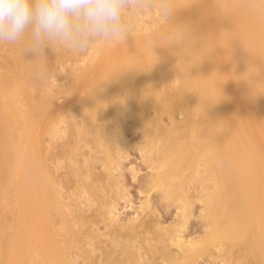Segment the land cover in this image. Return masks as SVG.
<instances>
[{
	"label": "bare ground",
	"instance_id": "bare-ground-1",
	"mask_svg": "<svg viewBox=\"0 0 264 264\" xmlns=\"http://www.w3.org/2000/svg\"><path fill=\"white\" fill-rule=\"evenodd\" d=\"M157 1V18L149 14L154 18L143 20V13L126 17L128 34L141 32L161 20L163 23L142 41L137 35L138 40L125 44L126 49L121 45L127 52L125 56V52L118 55L120 48L103 54L105 41L94 42L84 53L66 51L56 43L51 45L60 61L74 55V62H79L77 58L81 56L92 69L91 78L83 75L88 70L83 61L84 66L71 70L78 74L71 89L89 90V101L84 106L92 111L90 124L78 131L73 156L67 159L73 169L70 186L64 187L62 181L50 176L44 164V138L58 133L60 112H49L52 102L46 87L42 88L38 102L29 101L28 97L30 80L41 86L34 71L38 63L48 64L46 49L45 57L35 61L25 51L27 36L17 44L0 42V55L7 57L9 63L0 70V85L11 97L4 104L11 109L9 117L0 115V133L5 132L10 152L19 153L13 166L14 178L9 181L18 191V220L21 223L24 216L27 221L13 237L14 245L22 243L19 255L14 246L1 248L0 243V264H154L156 251L163 253L166 264H196L204 254L213 257V246L218 247L223 264H264V66L259 64L264 59V1L223 0L222 11V0H212L216 9L212 11L201 7L204 0H174L176 10L168 21L162 12V0ZM247 1L251 14L232 16L238 3ZM232 22L237 23L232 31L239 38L238 54L231 50L218 55L213 44L199 43V35L205 38L215 27L221 36ZM176 25L190 27V42L182 46L172 43ZM193 34L198 35L197 40ZM163 38H167V43L158 41ZM139 40L145 42L140 44ZM236 57L244 73L256 78L259 96L253 94L244 76L240 77L234 68ZM7 71L11 72L10 77L6 76ZM128 80L132 87L123 94L132 98L120 101L123 106L118 112L132 117L133 124H125L122 118L109 114L113 91ZM98 106L106 111L103 120L97 116ZM150 109L154 117L148 115ZM164 113L173 120L170 127L161 124ZM177 113L183 116L179 120L175 119ZM131 125L143 130L144 140L139 144L155 169L150 180L152 188L160 190L168 201L177 202L182 212H188L192 199L186 193L187 186L201 187L209 228L202 237L183 241L181 226L167 228L137 218L126 223L118 219L110 204L117 191H112L108 179L115 170L116 156L125 145L120 137L122 128ZM83 146L90 148L88 153L93 160L100 154L97 159L105 168L104 174L95 172L92 166H79ZM155 154L159 156L157 160ZM7 159L0 150V191L5 183ZM98 182L102 184L100 188L96 186ZM89 203H97V207L86 216L82 206ZM99 222L105 225L102 234L92 230ZM54 227L64 232L62 240H57L53 232L48 233ZM101 236L110 239L105 241ZM91 243L96 244L93 250L89 249ZM173 246L175 249H171ZM95 250L100 254L95 255ZM72 254L82 261L75 262Z\"/></svg>",
	"mask_w": 264,
	"mask_h": 264
},
{
	"label": "rangeland",
	"instance_id": "rangeland-1",
	"mask_svg": "<svg viewBox=\"0 0 264 264\" xmlns=\"http://www.w3.org/2000/svg\"><path fill=\"white\" fill-rule=\"evenodd\" d=\"M258 1L263 2L264 0H258ZM151 3H152L151 9H143V10L142 9H140V10L134 9L131 11H125V13H124V19H126L125 21H127L126 17L128 15H130V14L136 15L137 13L138 14L143 13L141 15V16H143L142 17L143 20H144V18H145V20L150 19L152 16L151 17L147 16L149 14L150 15L154 14L153 16L156 17L158 9H160V7H159L160 3H158L157 0H151ZM213 3H214V1H212V0H204L201 2V7L206 9V10H209V8H212V11H215L216 10L215 7H212ZM219 7L222 11L225 10L223 0L219 3ZM249 9H251V6H250V3L248 1L244 2V3H238V8L232 12V16L233 15L238 16L241 14L250 15L251 12ZM138 11H140V12H138ZM144 15L146 17H144ZM141 16H139L138 18H140ZM216 16H218V15H216ZM133 17H136V16H133ZM154 17H152V18H154ZM130 18L131 17H129V19ZM162 23L163 22L161 20V21H158V23L156 25H154L148 29L142 30L141 32H131L127 35L126 39H116V40H112L109 42H105V44L103 45L105 47H103V49H105V50L107 49V50L105 51L102 49L104 51L103 54L106 55L109 52V50L112 48H113V50L115 48V51L117 50V48L122 49L121 45H123V47L126 49L125 46L127 45V43L130 42V40L140 39L142 41L143 39L147 38V36L150 33H155L154 31H157V28L160 27L162 25ZM236 24L237 23L232 22L231 26H229L228 29L223 30V32H225V34H222L221 35L222 37L216 33L217 29H215V27L211 28L213 30V32H212V30L208 31L205 38H204V36L199 35V43L202 41V42H208V43L213 44L214 46H216V47H214V50H215V48H217L216 51H217L218 55L219 54L223 55V53H225V51H226V53L227 52L229 53V51H231V50H233L235 52V54H238V52L240 50V47L238 46L239 38H238L237 34L234 31H232L233 29L236 30V26H235ZM229 30H231V34L228 33ZM261 30L264 33V25L261 26ZM137 35L140 38L138 37V39H136ZM141 35H143V37ZM151 35L153 36V34H151ZM193 37H194V39L197 40L198 35L193 34ZM141 41L139 42L140 44H143V42H145V41H143V42H141ZM158 41H160L161 43H167L168 40H167V38H163V39H160ZM95 43H92L90 46L94 45ZM119 45H120V47H119ZM124 48L122 50L118 49L119 52L117 51L118 55L120 53V57L125 52ZM126 53L127 52H125L123 56H125ZM46 54H47V58H48L47 67L50 70V75L47 77L46 80L41 81L43 84L40 82L41 86H37V85L33 84L32 83L33 81L31 82V80H30V82H29L30 84H29V88H28V97H29V101L33 100V102L34 101L38 102V99H40V96L42 93V88L46 87L45 89L48 90L47 92L49 93V96H50V99L52 102L51 106L48 109L49 112H52V110L60 112L59 121L57 118L58 133L55 135V137L53 136V138L49 135H45V138H44L45 141L43 142V145L44 144L46 145V146L45 145L44 146L47 150L46 155H45V161H44L45 163L44 164H45V167L48 170L50 176H52L54 179H56V181H60V182L62 181L61 184L65 187V186H68L70 183L72 184V179H73V177L71 175L73 169H72L71 165H69V164H72V162H71V160L68 161L67 159H69L73 156L71 151L76 144L77 136H78L79 132H81L82 128L87 127L90 124L89 119H90V113L92 111V110L87 109L84 106L86 101L88 100V97L90 96L89 90H87V89L85 90V88H79V89H77L78 91L71 89V85H72L73 80H75L78 77V74L74 71H71V70L73 67H76V66L82 67V66H84V63H85V65L87 64L86 67L88 68V70L83 72V75H86L85 77L91 78L90 76H92L91 75L92 69L90 67V65H91L90 62L88 63V62L83 61L82 60L83 58L81 56L77 58V59H79V62L78 61L74 62V60L76 59L75 58L76 56H74V55H70L68 57V59H64V60L60 61L61 59H59L58 53L55 49H53V46H52V48H51V46L46 48ZM103 54L98 55V57L99 56L102 57ZM115 54H117V53H115ZM123 56H122V58H123ZM82 61L84 63H82ZM77 63L79 65H76ZM8 64L9 63L7 62V57L4 59L0 55V70H2V68L7 67ZM259 64L264 66V59L262 61H260ZM235 67H236L237 71L240 72L239 76L240 77L244 76V79L248 83V86L252 90L253 94L259 96L258 90L255 86L256 78H252V76L249 75L248 73H244L243 68L240 66V61H239L238 57H236V65H234V68ZM230 68L232 69L231 65H230ZM140 73L142 74V72H140ZM140 73H139V76H141ZM6 76L10 77L11 72L7 71ZM137 80H138V76H137ZM234 81H235V83L237 81L235 76H234ZM130 86L132 87V82L130 80H128L127 82H125L122 85V88H120L117 91L114 90L113 91L114 97L113 98L111 97L112 99L110 98L111 99L110 100V108L112 110L109 112V114H114V117H116V118L117 117L120 119L122 118L121 120H123L125 124L126 123L129 124V122H131V124H133V119L130 116H125L126 114H124V113L120 114V112H118V110H119L118 108H121L123 106V104H120V101H126V100L128 101L129 98H132V95L123 94V92L127 93L128 89H131ZM68 89H69V91H68ZM93 90L96 91L95 88ZM92 91H91V93H93ZM114 92L115 93L117 92V93L115 94ZM17 94L19 96H21L19 91L17 92ZM120 95H121V97H120ZM125 98H126V100H123ZM10 99H11V97L9 96L7 91L3 90L1 85H0V115H2L4 118H8L9 114L11 112L10 107H8V106L6 107L4 105L5 102L7 100H10ZM36 102H34V103H36ZM82 106H84V107H82ZM112 106L114 107V109L112 108ZM84 108H86V109H84ZM115 108H116V110H115ZM19 109L23 110L24 107L19 106ZM97 109H98L97 116H99V120H101V119L103 120V118H105L106 111L104 109H102V107H99ZM148 115L150 117H154L155 114H154L153 109H150L148 111ZM111 117L113 118V115H110L109 118H111ZM182 117L183 116L181 114L177 113L175 119L179 120ZM160 119L162 122L161 123L162 126L164 125V127H170L172 125L171 123L173 122V120H172V118H170V116L168 114H166V113L161 114ZM19 121H20V123H23V120L21 118L19 119ZM86 121H88V122H86ZM136 128L137 127L134 128L131 125V127L122 128V131H121L120 137H121L122 141L124 140L123 142L125 145L122 146V148L120 149L119 155L116 156V163H115V167H114L115 170L112 172L111 176L108 179L109 180L108 183L109 184L111 183L110 187H111L112 191L116 188L115 192L117 191V195H118L117 196L114 194V196L110 199L111 207H114L113 211L117 214L118 219H120V221H122L124 223L128 222L131 219L137 218L141 222L145 221L147 223L154 224V225L158 224V225H160V227L171 228L174 225H175L174 227L181 226L180 235L182 236L183 241L192 240V239L194 240V239H198V238L202 237L205 234V232L208 231L209 228H207L208 223L206 221L207 217L205 216L206 215L205 214V207L206 206L204 205L205 203L203 201H201L202 200L201 199V194H202L201 187L199 186V189H198L197 184L196 185L191 184V185H189L190 187L187 186L188 188H187L186 193L188 194V196H190L189 197L190 200L192 199L190 202V208H189L188 212L186 211L187 213L182 212L180 210V208H179L180 206H178L179 204L177 202L171 201V200L168 201L165 198V196H163V193L160 190L152 188L151 187V181H152V177H153V173H154L155 169L152 167L153 165H151V163L148 161L147 157L144 155V153L141 151V148H140V144L144 140L143 139V136H144L143 130L139 129V128L136 129ZM76 131H77V133H76ZM13 134H15V132H12V135ZM75 138H76V140H75ZM2 149H3V155L8 158L7 159L8 163L5 167V183L3 185V190L0 191V243H1V248L2 247L8 248L10 246H14L15 247L14 252L19 255V253L22 249V246H21L22 243H21V241H19V242H17L16 245H14L13 244V237L15 236L17 229L19 227H23V226L25 227L27 225V221H26L25 217L23 216V219L21 220V223H20L18 220V217H17L18 191L15 190V188L13 187V183L11 181H9V178L10 177L14 178L15 170H14L13 166L17 162L16 158L19 155V153L17 155H15V153L13 151L10 152V146H9V143L6 142L5 132L3 134L0 133V150H2ZM68 151H70V152L68 153ZM81 152H82V155H80L78 158L80 167L82 166V168H86L87 166H92L94 171L97 173L100 172L101 174H104L106 172L104 166H102L103 165L102 162L97 159V156H99L100 154H97L96 159L93 160V158H91V155H89V153L91 152L89 147L83 146ZM56 154H58V155L56 156ZM85 156H86V158H85ZM156 156L157 155L155 154V158L157 160L159 156L158 157H156ZM59 160L61 162H62V160L63 161L65 160V161H64V163L61 164V162ZM82 161H83V163H82ZM150 166L152 167V169ZM103 171H104V173H102ZM100 184L101 183L98 182V183H96V186L100 188L102 185V184L101 185ZM66 188H68V187H66ZM197 194H199V195H197ZM193 196H194V198H192ZM82 207L87 211L86 212L84 210L85 214L87 213L86 216L87 215L90 216V214L94 211V209H96L97 203H94V204L89 203V205L87 207H84V206H82ZM86 208H88V210ZM187 214H188V216H187ZM155 222H156V224H155ZM92 230L93 231L96 230L97 233H100V234H102L106 231L105 225L103 222H99L98 224H96L92 228ZM140 230H141V228L138 229V231H140ZM47 231H48V233L53 232L55 235L54 237H56L57 240L63 239L62 234H64V232L62 230L58 229L57 227L49 228ZM101 237H102L101 239L105 240V241L106 240L108 241L110 239V236H101ZM91 244H92V246H89L90 248L89 247L88 248L93 250L96 247V244H93V243H91ZM171 249H175L174 246L171 247ZM95 251H94L95 255L100 254V252L98 250H95ZM212 254H213L214 258L212 257V255L210 257L209 254H206V255L204 254L203 256L198 258L195 263L196 264H221L222 262L219 261L220 252H219L217 246L216 247L213 246ZM154 255H153L154 264H166L165 258H164L163 253L161 251H156V254H154ZM72 256H73V260L75 261L76 258L74 257L73 254H72ZM45 257H46V255H45ZM70 258H72V257H70ZM76 260H77V262L82 261V259L79 257ZM74 261H72L71 263H73ZM10 264H15V262L10 263ZM129 264H131V263H129Z\"/></svg>",
	"mask_w": 264,
	"mask_h": 264
},
{
	"label": "clouds",
	"instance_id": "clouds-1",
	"mask_svg": "<svg viewBox=\"0 0 264 264\" xmlns=\"http://www.w3.org/2000/svg\"><path fill=\"white\" fill-rule=\"evenodd\" d=\"M151 7V0H0V42L17 44L27 36L25 51L35 61L45 57V49L53 43L84 53L94 42L126 39L125 11ZM161 8L168 21L176 10L174 0H162ZM173 28L172 43L190 42L189 26ZM34 74L43 81L50 70L46 63H38Z\"/></svg>",
	"mask_w": 264,
	"mask_h": 264
}]
</instances>
